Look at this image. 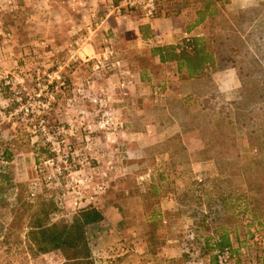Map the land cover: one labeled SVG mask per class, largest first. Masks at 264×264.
<instances>
[{
  "label": "rangeland",
  "instance_id": "rangeland-1",
  "mask_svg": "<svg viewBox=\"0 0 264 264\" xmlns=\"http://www.w3.org/2000/svg\"><path fill=\"white\" fill-rule=\"evenodd\" d=\"M15 1L19 11L0 14V22L13 36L9 47L4 48L3 55L10 57L9 67H4L15 70L22 65V74L27 75L38 67L44 71L54 65L57 56L63 55L68 45L69 27L81 18L76 16L74 21H71L72 16L68 18V0ZM202 1L214 0L162 2L158 8L159 17L154 18L153 24L157 33L153 36L147 31L155 37L151 43L142 41L138 28L142 18L138 14L126 13L118 21L110 18L108 25L113 47L136 78L128 90L121 91L115 77L106 80L92 76L86 66H81L70 81V89H80L83 85L94 95H106L110 102L117 101V116L126 123L124 133L134 135L130 141L121 137L124 133L111 141L101 138L93 147L94 153L99 154L95 156L97 161L90 162L91 170L103 173L107 172V163L112 162L114 166L106 178L105 195L94 207L110 215L106 213L102 223L86 228L91 254L93 252L96 257L108 254L119 243L133 248L132 238L136 232L144 241L148 228L140 197L152 186L164 191L166 187L184 184L178 176L180 168L192 169L194 175L187 184L194 190H200L197 185H201L210 191V198L216 189L222 193L232 190L236 195L242 194L243 188H250L251 192L246 194L250 204L264 206V102L255 105L260 98L264 99V0H220L216 6L225 17L196 24V12ZM79 24L77 21L76 25L81 27ZM184 33L189 36V47L198 39L210 51H215L219 60L224 59L218 69L212 71L219 95L207 100L201 110V101L195 97L191 82L178 74L176 63L161 65L150 58L149 51L154 46L172 45L177 47V52L185 50ZM55 50L58 55H54ZM232 63L236 71L231 70ZM68 93L69 90L50 114L51 125L73 120L77 111L87 109V103L80 102L66 115ZM6 97H0V174L8 173L12 180L9 186L0 185V264H60L58 253L25 259L23 240L30 214L41 209L40 206L50 205L52 211L47 222L68 225L76 212L71 210L69 198L62 199L64 192L47 189L44 181L47 171L39 167L41 160L43 165L48 159L42 140L33 123L8 118V112L3 110ZM246 101L251 103L248 110L244 109ZM188 121L218 124L219 139L215 149L231 154L230 162L198 158L197 154L206 146L199 130L183 126ZM174 137L179 138L188 158L182 165L176 153L170 155L160 147ZM225 142L233 143L227 146ZM4 152L11 154L9 163L3 159ZM35 167L41 171H36ZM96 176L89 172L92 183L99 178ZM31 192L35 194L32 199ZM54 198L62 199L61 208L55 205ZM237 204L234 203L235 208ZM253 208L257 209L251 206L252 211ZM249 222L250 219L241 214L233 222L237 253L233 254L231 264H238L237 258L239 264L242 260L254 264L250 249L264 248V225L252 228ZM165 226L147 242L151 254L157 253L163 245L167 236ZM204 260L210 264L208 255Z\"/></svg>",
  "mask_w": 264,
  "mask_h": 264
},
{
  "label": "built area",
  "instance_id": "built-area-1",
  "mask_svg": "<svg viewBox=\"0 0 264 264\" xmlns=\"http://www.w3.org/2000/svg\"><path fill=\"white\" fill-rule=\"evenodd\" d=\"M162 1L164 0H108L105 19L110 16L120 18L126 13L137 12L142 19L151 21ZM19 9L15 0H0V14L16 13ZM103 26L104 20L97 18L81 27L71 25L68 45L63 55L57 56L52 67L44 71L38 67L31 75H27L22 74V65L15 70L4 67V48L9 47L13 36L0 22V90H4L7 95L3 110L8 112L9 119L34 124L48 155L42 165L47 171L44 176L47 189L64 192L62 199H70L73 212L83 206H96L105 195L108 173L114 170L112 162L107 163V172L91 170L90 162L97 161L95 156L99 154L94 153V144L101 138L111 141L126 130V123L117 116L118 102H110L106 95H94L85 90L83 85H80V89H70L73 74L81 66H86L92 76L97 78L108 80L109 77H115L121 91L128 90L136 81L134 74L123 65L119 53L113 47L109 30ZM183 40L186 43L185 49H188L190 40L186 33L183 34ZM40 45L46 47L43 43ZM53 53L59 54L57 50ZM67 90L66 115L73 112L80 102H86L87 109L77 111L73 120L51 125L49 116ZM35 170L41 171L37 167ZM88 171L99 177L95 183L89 179ZM34 196L31 192L29 197L32 199ZM49 199H53L52 196ZM62 199L53 200L59 208L62 207ZM53 216L58 217L57 214ZM231 263L230 251L228 248L222 249L216 264Z\"/></svg>",
  "mask_w": 264,
  "mask_h": 264
},
{
  "label": "trees",
  "instance_id": "trees-1",
  "mask_svg": "<svg viewBox=\"0 0 264 264\" xmlns=\"http://www.w3.org/2000/svg\"><path fill=\"white\" fill-rule=\"evenodd\" d=\"M218 1L220 0L201 2L200 9L196 12L198 19L196 24L204 20L212 22L217 18H221V16L225 17L216 6V2ZM160 4L157 7L155 18L159 17L158 8ZM147 31L145 27L139 28L141 38L151 43V37ZM199 42L200 40L194 39L192 47L185 50L181 49L178 52L176 46H166L161 48L153 47L149 53L150 58L153 60L157 58L158 63L161 65L170 62L176 63L178 74L191 82L195 97L201 101V110L205 108L207 100H211L219 95L216 85L213 83L212 71L218 69L219 64H222L224 59L220 58L219 60L215 51H210L204 44ZM233 65L234 63H232L231 70L236 71V67ZM0 97H6L4 90H0ZM262 102H264V99L260 98L255 105L259 106ZM244 106L246 107L244 109H250L251 103L246 101ZM183 126L185 128L197 129L201 132L202 141L206 147L204 151L197 154L198 158L213 159L215 162L224 160L230 162L228 160L229 157H232L231 154L218 152L215 149V145L219 139L217 138L218 124H214L212 121L204 123H191V121H188ZM220 143L223 142L220 140ZM232 143L225 142L227 146H231ZM160 147L169 152L170 155L171 153H176L180 165L188 159L177 137L164 142ZM3 159L9 163L11 161V154L4 152ZM40 165L42 166V160ZM175 172L177 173L178 170H174ZM11 180L8 173L0 174V185L9 186L11 185ZM197 186L200 190L192 188L188 194H183L176 198L180 206L179 213L189 216L194 223L192 232L189 233L190 238L185 242L184 255L189 262L200 260L208 255L210 264H216L219 252L224 248H228L233 258V254L237 252L230 244L229 235L234 234L236 231V226L233 224L235 218L241 214L250 219V227H261L264 225V214H262L264 213V206L250 204L247 200L249 197L246 195L247 193L249 195V192H251L250 188H246V190L243 188V190H240L242 194L236 195L233 194L232 190L225 192L227 193L225 194L219 189L213 191V188L214 196L210 198L211 193L209 190L201 188V185ZM162 194L163 191L159 187L152 186L140 197L148 228L145 234L146 244L152 241L154 233L164 226L163 214L158 209ZM235 202H238L237 208L234 207ZM49 206H40L41 209L30 214L29 222L25 226L23 240L25 259L33 260L51 253H58L61 257L60 264H94L86 238V228L102 223L104 220L102 212L94 207L83 206L73 216L70 224L50 225L47 222V218L52 208ZM251 206L257 207V209L253 208L255 211H252ZM258 207H261V209ZM22 208L25 209L26 206H22ZM257 213L259 214L257 215ZM250 252L253 254L252 261L254 264H264L263 247H253L250 249ZM237 262L239 264L238 258ZM242 262V264L248 263L246 260H242Z\"/></svg>",
  "mask_w": 264,
  "mask_h": 264
},
{
  "label": "crops",
  "instance_id": "crops-1",
  "mask_svg": "<svg viewBox=\"0 0 264 264\" xmlns=\"http://www.w3.org/2000/svg\"><path fill=\"white\" fill-rule=\"evenodd\" d=\"M108 0H68L67 1V12H68V18L72 19L71 21H74L76 16L81 18L80 20H77L80 22L79 25H85L89 21H91L93 18H97L100 20H104V29L109 30L108 22L110 18H114L118 21V17H112L105 19L106 14V5ZM72 12V13H70ZM136 13L137 12H132ZM139 15V14H138ZM76 21V20H75ZM74 21L71 25H76V22ZM206 21H204L203 24H205ZM155 19L151 21H146L144 19H140L138 21V28L145 27L147 28L148 32H150L151 35L155 36L157 33L156 26L154 27ZM154 24V25H153ZM151 37V42L155 40V37ZM143 41V39H142ZM172 46V45H170ZM154 48H160L154 46ZM52 53V51L50 52ZM8 55H10L8 53ZM9 56L5 55L6 61L3 63V65H8L10 62L8 59ZM10 58V57H9ZM154 61L158 63V59L154 58ZM3 99V98H2ZM175 127H172V129ZM167 132V131H166ZM164 135V134H163ZM162 135V136H163ZM125 139L132 140L134 135L128 134L127 131L121 136ZM137 139V136H136ZM193 172L192 169H180L178 172V176L181 177V180H183L184 184L178 185V186H170L169 188H165L163 191L162 196L160 197L158 209L163 214L164 221L163 223L165 226V231L167 233V236L163 242V245L159 248L157 253L151 254L149 250L147 249V244L144 241L141 240L138 233H134V238L132 241V244L134 245L133 248H129L121 243L117 244L115 249H111V252H108L106 255H96L92 252V257H94V263L95 264H207V261L204 260V257L200 260H194L193 262H189L188 259H186L185 254V245L187 238H190L189 233L192 232V229L194 227V223L192 219L185 215L181 214L180 212V206L177 203V197L188 194V192L191 189V185L187 182L191 181V178H193ZM182 183V182H181ZM187 184V185H186ZM104 220L106 217V213L110 215V212L108 211H101ZM118 222V221H117ZM116 222V224H117ZM178 223V224H177ZM181 225V226H179ZM105 228V227H104ZM102 228V230L104 229ZM117 229V227H116ZM174 231V232H173ZM102 232V231H101ZM178 233V237H176V234ZM229 240L231 246L234 248V242L236 240L235 234L229 235Z\"/></svg>",
  "mask_w": 264,
  "mask_h": 264
}]
</instances>
